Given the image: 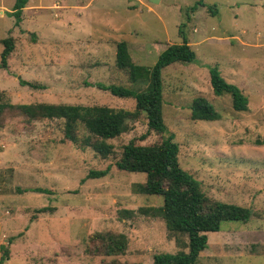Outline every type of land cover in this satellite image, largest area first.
Wrapping results in <instances>:
<instances>
[{
	"label": "rangeland",
	"instance_id": "obj_1",
	"mask_svg": "<svg viewBox=\"0 0 264 264\" xmlns=\"http://www.w3.org/2000/svg\"><path fill=\"white\" fill-rule=\"evenodd\" d=\"M14 2L0 0V53L2 39L14 42L0 68V264H152L156 253L186 251L161 218L139 214L162 204L160 195L135 193L145 174L115 166L130 140L148 145L169 134L180 166L208 198L251 210L248 221H222L209 232L196 263L264 264V0H30L18 21L10 15ZM183 37L196 60L161 71L166 130L146 135V114L134 98L97 85L143 91L115 64L116 44L125 42L136 65L151 67ZM212 65L246 95L245 110H234L229 94H213ZM197 96L218 120L190 118ZM31 103L133 114L122 133L105 140L112 149L103 157L93 145L100 139L79 122L68 129L62 119H32L11 106ZM97 232L125 234V252H96Z\"/></svg>",
	"mask_w": 264,
	"mask_h": 264
},
{
	"label": "trees",
	"instance_id": "obj_2",
	"mask_svg": "<svg viewBox=\"0 0 264 264\" xmlns=\"http://www.w3.org/2000/svg\"><path fill=\"white\" fill-rule=\"evenodd\" d=\"M27 1L15 0L10 15L15 16L17 21ZM1 42L3 49L0 53V68H6L14 42L11 37H6ZM195 60L196 53L191 49L186 37H183L180 44L168 45L151 67L136 65L131 59L126 43L121 41L116 44L115 64L118 68L127 70L130 81L138 82L146 88L140 91L115 84L105 86L98 83L97 86L121 98H134L136 109L146 114L145 134L150 131L162 134L166 126L163 120L161 71L174 62L191 63ZM209 82L214 95L231 96L234 110L243 111L247 108L246 95L238 86L223 78L217 65L209 67ZM20 83L36 88L35 85L24 80ZM2 106L0 105V111ZM11 106L32 119H62L68 129L79 122L91 135L100 139L93 145L103 157H106L112 149L105 140L122 133L126 129V120L133 114L123 109L115 110L108 106L97 105L31 103ZM190 118L218 120L219 114L205 97L197 96L190 105ZM145 134L141 137L145 138ZM178 152V144L171 134L157 143L148 145L136 144L134 140H130L123 145L121 156L115 162V166L120 170L145 174V181L134 185L135 193L160 195L162 204L140 207L139 214L161 218L169 236L175 237L179 247L187 249L176 253H156L153 255L152 264H197L198 256L207 247L209 232L219 231L222 221L245 222L251 217V210L248 207L208 198L201 189L200 181L180 166ZM106 173L107 169L91 170L87 176L96 178ZM32 190L44 192L39 188ZM122 212L127 217L134 215V211L130 209H124ZM180 236L186 237V241ZM92 240L98 242L94 247L96 252L106 255L123 254L127 247V237L123 233L97 232L92 236Z\"/></svg>",
	"mask_w": 264,
	"mask_h": 264
},
{
	"label": "crops",
	"instance_id": "obj_3",
	"mask_svg": "<svg viewBox=\"0 0 264 264\" xmlns=\"http://www.w3.org/2000/svg\"><path fill=\"white\" fill-rule=\"evenodd\" d=\"M28 1H30V0H28ZM28 3V2H27ZM62 4V3H61ZM29 4H26V6L24 7V9L25 8H28L29 6H28ZM62 6V5H61ZM30 7H33V5H31ZM189 45H190V43H188ZM191 47V46H190ZM203 252V251H202Z\"/></svg>",
	"mask_w": 264,
	"mask_h": 264
},
{
	"label": "water",
	"instance_id": "obj_4",
	"mask_svg": "<svg viewBox=\"0 0 264 264\" xmlns=\"http://www.w3.org/2000/svg\"><path fill=\"white\" fill-rule=\"evenodd\" d=\"M150 2H154V3H156L158 0H149Z\"/></svg>",
	"mask_w": 264,
	"mask_h": 264
}]
</instances>
